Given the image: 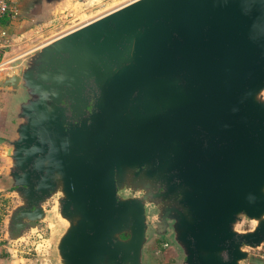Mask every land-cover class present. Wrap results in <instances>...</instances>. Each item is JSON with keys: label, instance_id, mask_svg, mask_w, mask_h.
Here are the masks:
<instances>
[{"label": "water", "instance_id": "obj_1", "mask_svg": "<svg viewBox=\"0 0 264 264\" xmlns=\"http://www.w3.org/2000/svg\"><path fill=\"white\" fill-rule=\"evenodd\" d=\"M0 89L10 256L50 200L57 264H146L153 234L184 264L264 245V0L129 1L15 57Z\"/></svg>", "mask_w": 264, "mask_h": 264}, {"label": "rangeland", "instance_id": "obj_2", "mask_svg": "<svg viewBox=\"0 0 264 264\" xmlns=\"http://www.w3.org/2000/svg\"><path fill=\"white\" fill-rule=\"evenodd\" d=\"M129 1L131 0H95L84 3L83 0H66L65 6L66 2H70L68 11L60 13L54 19L49 20L48 24L44 26L42 33L31 42L30 47L48 42ZM27 47L22 45V48L19 49L24 51ZM6 165L5 161L4 166L6 167ZM4 177L2 175L3 180H0V243L5 245L3 254L7 257L8 264L12 258L16 260L14 264H44L45 260H51L54 264H57L56 245L66 229L67 223L59 215L58 207L53 200L46 204L48 217L39 222L36 229H28L26 231L24 237H26L27 241L20 244L18 242L11 246L15 250L13 251L14 257L10 256L11 253L7 249L9 243L8 236L6 237L5 235V226L9 214L14 205L18 203V200L12 192L8 178ZM248 227H250L249 221L239 226L241 229ZM145 253L146 264H184V257L170 235L159 237L153 234L146 244ZM245 264H264V245L251 250L250 259Z\"/></svg>", "mask_w": 264, "mask_h": 264}, {"label": "crops", "instance_id": "obj_3", "mask_svg": "<svg viewBox=\"0 0 264 264\" xmlns=\"http://www.w3.org/2000/svg\"><path fill=\"white\" fill-rule=\"evenodd\" d=\"M66 0H18L20 15L12 19L8 24L11 32L16 37V44L7 54L8 58H15L21 53L29 51L43 43L30 47L31 42L42 33L44 26L49 20L54 19L58 14L68 11V2ZM95 0H83L90 2ZM132 1V0H131ZM26 43V44H25ZM22 45L28 46L26 50L21 51ZM20 50V51H19ZM17 108V94L11 93L5 89H0V143L3 139L13 136L15 126L14 114ZM5 143L0 144V180L5 176V166L2 156ZM5 178V177H4ZM5 245L0 243V264H8L7 257L3 254Z\"/></svg>", "mask_w": 264, "mask_h": 264}, {"label": "built area", "instance_id": "obj_4", "mask_svg": "<svg viewBox=\"0 0 264 264\" xmlns=\"http://www.w3.org/2000/svg\"><path fill=\"white\" fill-rule=\"evenodd\" d=\"M20 15L18 0H0V73L10 68L14 58L7 54L16 44V37L9 28V22Z\"/></svg>", "mask_w": 264, "mask_h": 264}, {"label": "flooded vegetation", "instance_id": "obj_5", "mask_svg": "<svg viewBox=\"0 0 264 264\" xmlns=\"http://www.w3.org/2000/svg\"><path fill=\"white\" fill-rule=\"evenodd\" d=\"M28 229H30V228H28ZM28 229H26L25 232H24L23 234H25L26 231H27ZM25 241H27L26 237H24V238L22 237V238L19 239V244H20L21 242L24 243ZM49 261H51V260H48V261L45 260L44 264H50ZM51 262H52V261H51Z\"/></svg>", "mask_w": 264, "mask_h": 264}]
</instances>
